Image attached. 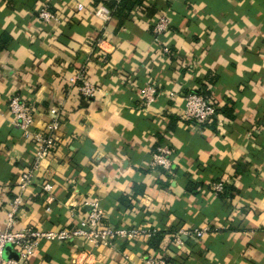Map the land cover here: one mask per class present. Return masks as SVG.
Instances as JSON below:
<instances>
[{
	"label": "crops",
	"instance_id": "crops-1",
	"mask_svg": "<svg viewBox=\"0 0 264 264\" xmlns=\"http://www.w3.org/2000/svg\"><path fill=\"white\" fill-rule=\"evenodd\" d=\"M99 2L0 0V227L35 152L9 109L18 94L37 128L48 108L66 107L59 151L41 171L53 191L35 179L16 229L74 226L97 199L108 223L157 230L107 247L42 240L27 264H141L150 252L170 264H264V0H143L132 9L109 0L107 22L92 12ZM47 4L57 21L39 18ZM164 13L171 24L159 42L153 26ZM82 68L100 87L93 98L72 81ZM147 86L158 90L150 106ZM189 92L214 100L221 122L185 119ZM163 144L173 150L170 172L150 166ZM202 227L209 232L198 239Z\"/></svg>",
	"mask_w": 264,
	"mask_h": 264
},
{
	"label": "built area",
	"instance_id": "built-area-1",
	"mask_svg": "<svg viewBox=\"0 0 264 264\" xmlns=\"http://www.w3.org/2000/svg\"><path fill=\"white\" fill-rule=\"evenodd\" d=\"M109 0H100L99 4L93 9V14L104 22L111 19L112 9L107 5ZM85 8L83 3L77 4V10ZM39 18L51 22L57 21L58 17L50 10L49 5H44L39 10ZM170 17L167 13L157 16L153 26V32L157 41L161 42L170 29ZM164 52L169 53L170 48L164 47ZM82 95L89 99L95 97L100 87L90 81L87 76L86 68H82L72 79ZM145 103L147 106L155 103L158 90L154 86H147L144 89ZM184 117L187 120L196 122L200 125L208 124L214 120H219L218 107L214 100L208 95L189 92L184 96ZM9 109L13 116L15 125L23 130L26 138L32 139L35 144V152L31 166L24 170L17 179L19 192L9 203L6 215V224L0 227V264H27L42 240L76 242L80 241L93 247H107L116 241H132L144 237H150L157 232L156 229H147L140 226H114L107 222L105 211L99 200L94 199L87 202L88 211L80 218L78 224L58 230H40L32 226L15 228L18 217L25 205L24 195L29 187L39 176L42 180L44 192L51 193L53 185L48 174H42L43 162L55 157L59 151V143L55 137L60 129L65 112V104L60 103L51 106L47 110L49 120L41 127H36V118L33 107L30 103L18 94L13 95L9 102ZM173 150L170 145L163 144L157 147L152 154L150 166L153 168L161 167L170 172L173 169L172 160ZM42 174V175H41ZM223 182L214 184L216 192L222 191ZM47 210H51L50 207ZM209 232L208 227L195 228L193 235L200 239ZM187 234L188 232H184ZM177 240L181 242L180 236ZM10 245L11 249L7 250ZM141 264H170L161 254L150 252L145 255Z\"/></svg>",
	"mask_w": 264,
	"mask_h": 264
},
{
	"label": "trees",
	"instance_id": "trees-1",
	"mask_svg": "<svg viewBox=\"0 0 264 264\" xmlns=\"http://www.w3.org/2000/svg\"><path fill=\"white\" fill-rule=\"evenodd\" d=\"M142 1L143 0H121V5L122 7L127 6L129 9H132L137 4L141 5Z\"/></svg>",
	"mask_w": 264,
	"mask_h": 264
},
{
	"label": "water",
	"instance_id": "water-1",
	"mask_svg": "<svg viewBox=\"0 0 264 264\" xmlns=\"http://www.w3.org/2000/svg\"><path fill=\"white\" fill-rule=\"evenodd\" d=\"M10 249H11V246H10V245H8V246H7V250H10Z\"/></svg>",
	"mask_w": 264,
	"mask_h": 264
}]
</instances>
